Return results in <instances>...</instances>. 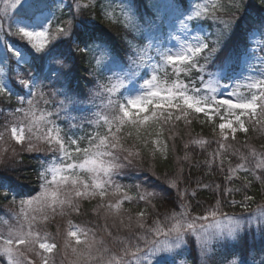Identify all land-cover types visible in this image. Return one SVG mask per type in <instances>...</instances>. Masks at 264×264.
I'll return each mask as SVG.
<instances>
[{
  "label": "snow or ice",
  "instance_id": "snow-or-ice-1",
  "mask_svg": "<svg viewBox=\"0 0 264 264\" xmlns=\"http://www.w3.org/2000/svg\"><path fill=\"white\" fill-rule=\"evenodd\" d=\"M10 7L14 15L0 13V201L19 211L17 226L0 232L6 264H177L189 240L197 264H264V203L248 211L253 180L264 186V145L257 150L247 143L250 128L264 133V0L154 4L157 15L144 21L146 44L128 38L142 30L134 0H14ZM38 7L56 11L27 22V11ZM102 20L125 31L123 55ZM81 69L94 85L87 93L74 86ZM193 119L211 128V140L192 136ZM180 121L189 139L184 155L176 156L182 135L173 129ZM238 133L246 138L239 155ZM169 139L177 167L158 175L155 161L168 158ZM192 153L205 159L193 164ZM185 163L215 165L240 187L193 181ZM25 167L37 173L35 195L19 183ZM143 173L155 182L120 183ZM201 188L212 192L207 207L193 203ZM125 202L145 207L134 215ZM57 215L67 226L54 236L44 226Z\"/></svg>",
  "mask_w": 264,
  "mask_h": 264
},
{
  "label": "trees",
  "instance_id": "trees-1",
  "mask_svg": "<svg viewBox=\"0 0 264 264\" xmlns=\"http://www.w3.org/2000/svg\"><path fill=\"white\" fill-rule=\"evenodd\" d=\"M47 2L49 4H51L52 0H47ZM71 2H72V0L68 1V3H71ZM140 2H142L141 5L137 6L135 11L137 12V18L136 19L140 23L142 30L140 33L129 32L128 38L132 39V36L136 35L137 36L136 42L145 44L148 42L147 39H145L144 37L148 34L147 28H149V25H147V26L144 25L145 24L144 21L149 19V18L155 17L157 15V11L153 7V5L156 4V0L154 2L151 0H140ZM246 2L252 3L253 5H256L259 3V0H246ZM47 9L48 8L41 9L39 7L33 8L31 10H28L24 17L29 19V20H33L37 14H39L40 12H43ZM59 16H61V13ZM68 18H69L68 13L65 11L63 13V19L67 20ZM97 19L100 20V17H97ZM101 23L106 26V28L109 30V32H107V29H104L103 26H100L101 29L104 32H107V34L110 36V38L112 39L114 44L117 46V49L123 55L124 50L126 49V45L124 44V41H123V37L125 36V31L123 30V28L118 27L115 24H109L107 20H102ZM165 31H167V28H165ZM117 65L118 64L112 65L114 70H115L114 66H117ZM78 76L81 77V79L79 81H74V86L78 84L79 88L83 92H86L90 86H94V85L89 84L87 79L82 78L84 76L83 69H81V71L78 73ZM12 105L16 106L15 98H13V100H12ZM2 107H3V105H0V108H2ZM201 117H202V115H201ZM61 126L63 127L64 125H61ZM246 126H248V125L246 124ZM91 129L92 128L89 127L87 129V131L90 132ZM190 130H191L193 137L201 136V137H204L207 139H212L211 128L207 124L202 125L196 119H193ZM124 131L127 132L128 129L125 128ZM149 131L152 133H156L159 131V129L158 128H152V129H149ZM173 131H179L182 135V140L178 139L176 141L175 155L176 156H183L184 155L183 143L189 139V137L185 134V132L187 130L185 129V127L183 125V121L178 122L177 128L173 129ZM133 135H135V130H133ZM165 136H170V133H168L166 131ZM148 138L151 140H154L157 137L153 134V135L149 136ZM160 138L163 139L164 137H160ZM237 138L240 141V143L236 145V148L238 150L237 155H239L240 153L245 151L243 144H244V141L246 138H245L244 134L243 135L239 134L237 136ZM247 143L250 146L256 147L257 150H261V145H264V133L253 132L250 128V131H249V134L247 137ZM81 145L83 146V143ZM212 148H215L214 144L212 145ZM211 150L212 149H209V151H211ZM24 159H25V162L27 163L28 162V156L25 155ZM145 159L149 163L152 162L150 160V157L147 154V151H145ZM204 159H205L204 155L192 153V163L193 164H196L198 162L202 163ZM236 159H237L236 157L232 158L233 165L236 163ZM225 165H227V159H225ZM182 166H183L186 174L190 173L193 181H196L199 179V180H202L204 183H208V184L215 183V184H222L224 187H240V181L239 180H237L235 182V184L229 183L225 179L226 172L217 171L215 165H213L212 168H210V169L209 168H203L202 169L200 167H195V166L190 168L187 163L183 164ZM176 167H177L176 159L171 153V139H169V156L166 160L161 159L159 156L157 157V159L155 161V171L158 175H162L165 172L175 171ZM17 175L20 176L19 183L24 185L23 191H25L26 193L32 192L33 195L37 194L36 191H34V190H38L40 184H39V180L37 178L36 171H34L28 167H25V168L21 169ZM148 176H149L148 173L137 174V177H135V178L134 177H126V178L120 180V183L126 184V185H132V184L140 183L141 180H144L145 184L147 185L149 183L155 182L154 177L151 179H148ZM248 179L251 180L252 177L249 176ZM13 180H15V176H13ZM195 187H196V185H195V183H193L191 185V188H195ZM191 188H190V190H191ZM249 194L253 195L255 198V202L252 204V208H250L248 210L249 212H251V211L255 210V203L256 202L264 203V186H261L259 182L253 180V186L249 190ZM129 195L135 197L137 195L136 190L135 189H129ZM233 198H235L237 200H241L243 197H242V195L237 194ZM196 201H198L204 207H207L208 202L213 201L212 192L209 189H203V188L199 189L197 191V196H196L195 200L193 201V203H195ZM95 202L96 201H92V204H95ZM8 203H9L8 201H0V209L3 208ZM85 205L89 206V207L91 206L88 204V202H86ZM131 205H132V207H131ZM123 206H126L127 208H129L131 210L133 208H135L137 211L132 212L134 215L136 212L139 211L138 205H136L134 203L130 204L128 202H125ZM140 206H143V208L145 207V205L143 203H140ZM157 208H160L159 203H157ZM194 211L199 212L200 209H194ZM225 211L235 212L238 215H240V214L247 215L248 214L247 212H245L244 209H242L240 207H235V208L225 207ZM182 254L185 255V256L184 255H182V256H184L191 264H197L198 253H197L196 247H187V249H185Z\"/></svg>",
  "mask_w": 264,
  "mask_h": 264
},
{
  "label": "rangeland",
  "instance_id": "rangeland-1",
  "mask_svg": "<svg viewBox=\"0 0 264 264\" xmlns=\"http://www.w3.org/2000/svg\"><path fill=\"white\" fill-rule=\"evenodd\" d=\"M68 1L69 0H64V4L67 5L68 4ZM151 1H155V0H151ZM164 1V2H163ZM14 2V0H0V13H3L5 9H8V12H9V15H14V11L11 9V4ZM81 2H87V0H82ZM166 2H171V0H156V4L157 3H166ZM200 2H206V0H200ZM134 3H135V9L137 8V6L141 5L142 2H140V0H134ZM134 9V11H135ZM49 11H56V9L53 7L51 9H47L43 12H40L39 14H37L33 20H29L25 17H23L27 22L29 23H39L42 19V16L43 15H46ZM157 11V10H156ZM56 15L59 16L60 15V12H56ZM115 15L117 16H121V13H120V8H119V5H116L115 7ZM169 15H173V13H171V10L169 9ZM137 18V16H136ZM148 18V17H147ZM52 25H53V28L56 27V22L55 20L52 22ZM147 26V24H144ZM149 31V28H147V33ZM152 35H159L158 33L156 34V32H152ZM146 44V43H145ZM115 68V71H119V64L117 66H114ZM111 75V73L109 74ZM91 87H94V86H90L89 88ZM89 88L87 89V91L85 93L88 92ZM241 91H244L243 89H241ZM100 101H97V103H99ZM91 107V106H90ZM43 109V106L42 105H38L37 106V112H36V116H35V119L37 120V127L39 128V116H40V111ZM202 115V114H201ZM197 120V119H196ZM219 119L216 120V123H219ZM42 131H46V129H41ZM93 131V129L90 130V132ZM101 132L104 131L103 128L100 129ZM239 134H242L243 133H238L237 136ZM211 140V139H209ZM83 146H85L83 144ZM81 145V147H83ZM6 147V145H5ZM49 156H51V154H49ZM77 163L79 162V159H77L76 161ZM83 175V174H82ZM87 201H85L86 203ZM96 203V202H95ZM132 207V205H131ZM123 208L125 209H129L127 208L126 206H123ZM138 208L139 210L143 209V206H140V204L138 205ZM11 209V211L9 210ZM131 210V209H130ZM19 209L16 205H10L9 203L6 204L3 208L0 209V232H4L6 233L9 229L10 226L12 227H15L17 226L16 224V221L14 219V216H13V213L15 212H18ZM132 212H135L137 211L135 208H133L131 210ZM73 219V222L74 223H79L80 222V219L79 217H76V216H73L72 217ZM5 221H8V223L6 224ZM149 223H151V220L148 221ZM58 226L60 228V233L61 235L63 234V231L66 229V226H67V221H66V218H62L60 217L59 215H57L54 219L50 218L49 221L46 223V225L44 226L45 227V230L49 233H51L52 235H56L57 234V230H58ZM59 239V237H58ZM62 242V241H61ZM188 247H195V245H193V243L191 242V240H189V245ZM184 255V254H182ZM179 256L178 259H177V264H191L184 256ZM0 264H6V258L4 257H0Z\"/></svg>",
  "mask_w": 264,
  "mask_h": 264
}]
</instances>
